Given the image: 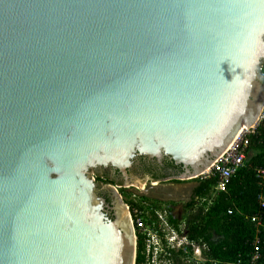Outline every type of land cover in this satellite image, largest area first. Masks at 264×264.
I'll use <instances>...</instances> for the list:
<instances>
[{"label": "water", "instance_id": "95a60500", "mask_svg": "<svg viewBox=\"0 0 264 264\" xmlns=\"http://www.w3.org/2000/svg\"><path fill=\"white\" fill-rule=\"evenodd\" d=\"M263 65L264 0H0V264H135L91 175L198 178L258 122Z\"/></svg>", "mask_w": 264, "mask_h": 264}, {"label": "trees", "instance_id": "16d2710c", "mask_svg": "<svg viewBox=\"0 0 264 264\" xmlns=\"http://www.w3.org/2000/svg\"><path fill=\"white\" fill-rule=\"evenodd\" d=\"M247 155L245 167L232 177L227 193L220 194L208 208H203L207 206L206 203L201 204L200 212L184 226L188 239L205 244L208 248L206 254L212 259L231 262L241 258L245 262L251 251L254 232L246 217L257 211L259 196L263 195L264 198V181L260 182L254 174L256 167H264V119L249 137ZM215 183V179L200 182L194 195L200 200L207 198ZM193 202L187 206L191 207ZM229 209L233 210L232 214H227ZM150 218L151 221L156 220V216L150 215ZM169 221L175 227L179 225L175 218ZM213 236L218 239L215 240ZM259 239L258 264H264V218ZM142 249V243L138 241L135 264L143 262Z\"/></svg>", "mask_w": 264, "mask_h": 264}, {"label": "built area", "instance_id": "2783aa9c", "mask_svg": "<svg viewBox=\"0 0 264 264\" xmlns=\"http://www.w3.org/2000/svg\"><path fill=\"white\" fill-rule=\"evenodd\" d=\"M260 76L264 78L263 67L260 69ZM264 119V105L260 117L255 126L245 129L238 139L223 154L214 160L210 168L198 178L201 181L215 179L216 183L212 187L209 196L211 200L208 204H213L218 196L227 193L232 177L245 167L249 137L255 133L256 127ZM254 174L260 182L264 181V167H256ZM231 209L227 214H232ZM264 218V198H258L257 211L250 217H246L253 226V238L251 241V251L244 262L241 258L235 261L226 262L212 259L206 254L208 248L205 244L189 240L180 225L175 227L167 217L162 216L158 222L151 221L150 216L145 217L138 212L129 216L133 230L135 248L137 242L141 241L143 249L142 256L145 264H258L259 235Z\"/></svg>", "mask_w": 264, "mask_h": 264}, {"label": "flooded vegetation", "instance_id": "af4514ba", "mask_svg": "<svg viewBox=\"0 0 264 264\" xmlns=\"http://www.w3.org/2000/svg\"><path fill=\"white\" fill-rule=\"evenodd\" d=\"M94 180L95 182H99L104 188L106 187L111 188L115 197L116 196L120 197L122 203H124L126 206L128 216H131L135 211L145 217H148L151 213H153L156 216V220H155L156 222L159 221L158 219L162 217V214L164 215L166 214V209L162 211L158 209V208H163L162 206L159 207L157 205L158 203L163 204V203L181 201L184 204V206H187L189 203L195 201L196 199H199L194 195V190L199 186L200 182L194 183L191 189L183 194L175 193L171 191L172 190L170 189L171 187L170 188L163 187L164 185L167 184H175V182H179L180 180H178V178H169L162 181H152L147 178H144L143 184H140L139 186L131 185L126 187H117L113 184L111 180L102 179L95 176H94ZM112 188H114V190ZM134 198H139L142 201L138 202ZM202 200L205 201L206 199L204 198ZM169 219L170 218H168V221ZM182 228L184 229V227ZM142 264H145L144 257Z\"/></svg>", "mask_w": 264, "mask_h": 264}, {"label": "rangeland", "instance_id": "374dc122", "mask_svg": "<svg viewBox=\"0 0 264 264\" xmlns=\"http://www.w3.org/2000/svg\"><path fill=\"white\" fill-rule=\"evenodd\" d=\"M251 154V153H250ZM248 156V155H247ZM246 156V158H247ZM91 177H94V175H91ZM197 182H201L200 178H195L192 180H184V181H179V182H175V184H167L164 185V188H170L172 189L171 191L175 192V193H185L187 191H189L191 189V187L194 185V183ZM144 181H142L141 184H143ZM116 188V187H115ZM140 188V187H139ZM210 194V193H209ZM124 197V195H123ZM211 195L207 196V198H205L206 200H200V199H196L191 207L188 206H184V204L181 201H175V202H170V203H158L157 205L159 207H163V208H158L161 211L166 209V214H162V216H165L168 218H175L179 221V225L182 227H184L190 220H193L195 218V216L200 212L201 210V204L206 203V207L203 206V208H208L210 206V204H208V201H210L211 199ZM135 200H137L138 202H141L142 200L139 198H134ZM195 203V204H194ZM194 204V205H193ZM157 209V208H154ZM153 216H155L153 213H151ZM150 214V215H151ZM149 215V216H150ZM244 221V220H243ZM213 238L215 240L218 239L217 236H213Z\"/></svg>", "mask_w": 264, "mask_h": 264}, {"label": "bare ground", "instance_id": "6f19581e", "mask_svg": "<svg viewBox=\"0 0 264 264\" xmlns=\"http://www.w3.org/2000/svg\"><path fill=\"white\" fill-rule=\"evenodd\" d=\"M244 130H245V129L241 130V131L237 134V136H236V138H235L236 140H237L238 137L243 133ZM236 140H235V141H236ZM206 171H207V170H206ZM206 171H205V172H206Z\"/></svg>", "mask_w": 264, "mask_h": 264}]
</instances>
